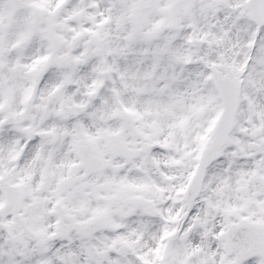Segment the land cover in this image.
<instances>
[{
	"label": "snow or ice",
	"instance_id": "6c2138e0",
	"mask_svg": "<svg viewBox=\"0 0 264 264\" xmlns=\"http://www.w3.org/2000/svg\"><path fill=\"white\" fill-rule=\"evenodd\" d=\"M0 264H264V0H0Z\"/></svg>",
	"mask_w": 264,
	"mask_h": 264
}]
</instances>
